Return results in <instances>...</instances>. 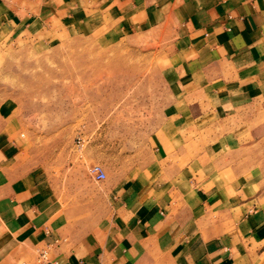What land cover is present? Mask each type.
<instances>
[{"label":"crops","instance_id":"0c3cea01","mask_svg":"<svg viewBox=\"0 0 264 264\" xmlns=\"http://www.w3.org/2000/svg\"><path fill=\"white\" fill-rule=\"evenodd\" d=\"M101 16L168 42L166 122L147 134L131 175L107 183V210L92 222L0 144V264H264L258 182L224 177L209 150L193 162L209 114L218 122L206 126L216 138L205 148H240L241 126L264 116V0H0V30Z\"/></svg>","mask_w":264,"mask_h":264},{"label":"rangeland","instance_id":"374dc122","mask_svg":"<svg viewBox=\"0 0 264 264\" xmlns=\"http://www.w3.org/2000/svg\"><path fill=\"white\" fill-rule=\"evenodd\" d=\"M167 52L168 42L150 33L125 34L104 16L2 28L1 147L16 148L20 170L66 211L99 220L107 210V183L131 175L143 160L147 134L166 122ZM210 117L194 131V164L209 150L213 162L224 163V177L253 179L264 192V116L252 128L241 126L247 135L240 148H205L216 138L207 133L206 126L218 122ZM94 163L105 169V179L92 178Z\"/></svg>","mask_w":264,"mask_h":264},{"label":"built area","instance_id":"2783aa9c","mask_svg":"<svg viewBox=\"0 0 264 264\" xmlns=\"http://www.w3.org/2000/svg\"><path fill=\"white\" fill-rule=\"evenodd\" d=\"M90 174L96 180H103L106 178L105 169L98 163H94L89 168Z\"/></svg>","mask_w":264,"mask_h":264}]
</instances>
